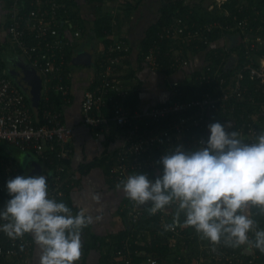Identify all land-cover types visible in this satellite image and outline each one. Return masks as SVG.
Segmentation results:
<instances>
[{
    "label": "built area",
    "instance_id": "2783aa9c",
    "mask_svg": "<svg viewBox=\"0 0 264 264\" xmlns=\"http://www.w3.org/2000/svg\"><path fill=\"white\" fill-rule=\"evenodd\" d=\"M0 1L7 6L6 44L13 52L11 56L23 58L40 74V93L44 103L48 102V94L53 93L61 97L63 103L69 104L66 54L71 49L72 39L78 38L81 32L73 31L69 21L60 17L58 11L61 6L55 0ZM214 1L220 8L228 0ZM191 15L193 11H189L185 17L175 15L169 24L160 28L158 38L182 48L199 42L195 44V49L197 45L204 46L208 55H212L195 78L204 86L198 98L131 112L125 106L131 88L122 80L120 72L123 67L122 54L130 52L128 43L122 39L114 41L104 47L95 60L94 86L82 95L81 124L90 129L96 138L109 135L112 127L124 129L116 137L115 162L110 168V178L115 185L132 174H158L160 166L157 162L160 157L178 145L185 150L203 146L211 123L227 122L231 125L228 131L238 132V138L245 143L255 142L264 129V103L253 113H247L250 107L259 105L257 97L264 94V56L253 59L252 55L264 48V17L258 26H252L251 22L255 21L249 17L233 18V24L226 26L221 23L195 24L190 20ZM65 25L68 28H64ZM226 31L238 32L236 45L244 50L246 61L238 66L235 60L236 65L228 73L225 66L230 48L215 49L211 45L215 37H223ZM160 57V46H154L144 57L145 66L175 72L188 65V60L176 53L171 56L167 69L162 68ZM178 84L174 83L173 88H177ZM173 95L180 96V93L174 92ZM28 97L11 79L0 76V145L7 144L20 152L31 153L48 165L49 197L61 202L65 189L70 186L66 163L72 155L73 127L63 122L61 112L44 109L40 116L34 114ZM237 112H241L240 125L237 124ZM142 121H146L144 126H140ZM17 175L19 173L14 165L0 158V191L8 194L6 183ZM172 206L152 215L158 217L161 229L172 223L175 214ZM150 207L137 208L133 201L127 206L132 232L118 246L111 247L107 264H160V259L154 253L146 251L153 238L160 235L158 229L154 228L153 234L149 230L140 231L136 236L132 234L143 212H150ZM3 223L6 221L0 220V225ZM182 229L184 227H176L168 231L169 238L166 240L172 252L181 247V254L175 255L177 262H181L182 257L188 261L190 253L186 241L182 240L185 236ZM193 236L197 237L198 234L194 232L187 238L191 241ZM33 249V241L27 234L21 239L10 240L0 231V264H31ZM206 252L210 255L208 259L220 264H242L239 254L225 250L223 243L213 246L207 240L200 245L199 253L192 262L199 264L206 261ZM250 257L244 264H257L255 257Z\"/></svg>",
    "mask_w": 264,
    "mask_h": 264
},
{
    "label": "clouds",
    "instance_id": "9594fccd",
    "mask_svg": "<svg viewBox=\"0 0 264 264\" xmlns=\"http://www.w3.org/2000/svg\"><path fill=\"white\" fill-rule=\"evenodd\" d=\"M230 128L227 122L211 123L203 146L185 150L178 145L160 157L158 177L132 174L116 187L136 205L150 203L151 215L175 205L165 231L192 228L213 246H248L264 254V229L251 218L252 208L264 214V131L245 143ZM6 188L10 199L0 210V220L6 221L0 231L10 240L30 234L41 250L39 264H76L82 232L93 218L83 209L74 215L65 203L50 198L44 175H17Z\"/></svg>",
    "mask_w": 264,
    "mask_h": 264
},
{
    "label": "crops",
    "instance_id": "0c3cea01",
    "mask_svg": "<svg viewBox=\"0 0 264 264\" xmlns=\"http://www.w3.org/2000/svg\"><path fill=\"white\" fill-rule=\"evenodd\" d=\"M78 13H80L82 26L79 31L81 35L78 38L72 39L71 44V60L67 62V74L69 77L68 85L70 89V103L65 104L61 102L62 120L63 122L73 127V135L71 139L72 155L67 166L68 177L70 181L69 192L65 203H69V208L72 209L73 214L83 209L86 216L93 218V223L88 226L89 232L102 241V245L98 248H92L86 254L84 264H99L100 258L108 252L109 247L115 246V243L119 239H125L126 235L130 231L129 214L127 212V206L131 201L126 197L121 189H118L113 180L107 176L105 169L109 171V160L104 164H100L90 169L89 171H82V167L93 163L96 160L100 161L113 153L115 148V141L106 145V139L104 136L96 138L90 129L84 127L81 124V101L84 91L93 88V76L95 73V60L101 55L105 40L116 41L118 39L124 40L130 46L129 55L125 61L122 58V68L120 72L135 71L133 84L139 83L138 92V104L137 110L147 109L153 106H158L164 103H171L178 98V95H173L174 92L180 93L177 88H173L174 83L181 85L184 81H190L193 75L199 74L208 59V50L191 51L188 56L184 57L188 60V65L177 70L175 72L153 70L145 63L139 64L137 61L139 43L145 36V32L152 25L157 23L160 19L163 9L170 2L182 1L183 6H189L191 8L201 6L212 10L214 7L218 8L219 13L227 17V11L219 8L214 0H108L106 7H103L100 13H106L107 17L111 20V25L108 24L111 33L107 34V38L97 37L95 34V22L97 17L92 15L91 19H85L82 17L83 12H87L88 7L84 6V0H76ZM228 2V1H226ZM239 4H246L245 0H238ZM90 7V6H89ZM198 12V11H197ZM94 13V12H93ZM95 16V17H94ZM6 6L0 1V50H3V58L13 55V52L7 47L6 44ZM264 15H260V20L256 19V23L261 21ZM233 24V20L231 21ZM226 24L231 26L232 24ZM85 26V28H84ZM67 25L64 26L66 28ZM68 28V27H67ZM75 31L76 29H74ZM67 31V29H65ZM69 34V31H68ZM237 37L231 36H219L213 39L212 48L229 47L230 49L236 45ZM81 50L92 51V64L91 65H79L73 64L72 60ZM184 48L175 46L172 55L179 53L183 55ZM236 55L232 53L227 57V61ZM140 66L142 67L139 70ZM204 89V86H203ZM41 93L37 99L28 97L30 106L35 112L38 113V103L43 102L41 99ZM181 95V94H180ZM195 98H198L195 97ZM193 98V99H195ZM189 100V99H188ZM0 151L6 158H9L16 162L22 170V175H44L49 180L50 175L47 172V167L40 162L37 158H34L32 154L25 156V152H20L14 147L2 144L0 145ZM25 154V155H24ZM28 158L21 165L22 158ZM32 162V163H31ZM97 162V163H98ZM96 163V164H97ZM19 173V172H18ZM20 175V174H19ZM98 196V200H94L93 197ZM64 199V198H63ZM68 205V204H67ZM252 218V217H251ZM264 229V228H263ZM84 231V230H83ZM86 234V232H83ZM31 237L34 249L31 259V264H39V258L41 255L40 248L35 244ZM86 241V238L81 236L82 246ZM202 243V241H201ZM203 244V243H202ZM248 246H242L243 249ZM254 254L253 247H248ZM252 254V255H253ZM250 255V256H252ZM246 256V255H245ZM83 257V251L81 247V256L76 264H80ZM164 264H179L169 260ZM185 264H196L185 261ZM199 264H219L214 260H206ZM262 264V263H261ZM264 264V263H263Z\"/></svg>",
    "mask_w": 264,
    "mask_h": 264
},
{
    "label": "trees",
    "instance_id": "16d2710c",
    "mask_svg": "<svg viewBox=\"0 0 264 264\" xmlns=\"http://www.w3.org/2000/svg\"><path fill=\"white\" fill-rule=\"evenodd\" d=\"M56 3L58 5L61 6V8L59 9L58 13L60 15V17L63 20H67L69 21V23L72 25V27H75L74 29L78 28L79 30L81 29V27L83 28L82 21H81V17L80 14L78 13V9H77V1L76 0H55ZM108 0H84L85 4L90 6L91 9L93 10L94 14L96 15L97 19L95 22V34L97 37H105L107 38V34L111 33L110 28H108V24L111 25V20H109L110 18L107 17L106 13H100L101 10L103 9V7H106V2ZM125 2L127 0H124ZM246 4H239L238 0H228V2H225L222 6L221 9H224L227 11V17L222 16L219 13L218 8H213L212 10H208V8H203L201 6H197L194 8H191L189 6H183L182 5V1H175V2H170L167 6H165V8L163 9L162 15L160 17V19L157 21V23H155L154 25H152L150 28H148V30L145 32V36L144 38L141 40V42L139 43V47H138V57H137V61L139 64H142L144 61V57L147 55L149 49L153 48L154 46H160L161 48V57H160V61L162 63V68H166L168 66V62L174 52L175 49V45L174 43L168 42V41H161L158 38V32L160 30L161 27H163L164 25H167L171 22L172 18L175 15H181V16H186L188 14L189 11H193V15L190 16V20L192 22H194L195 24H207V23H221L223 25L229 24L231 23V21L234 19L238 20V19H243V18H251V21H255V22H251L252 26H258L260 24V22L256 23V19L260 20V15H264V0H245ZM7 8V6H6ZM198 11V12H197ZM256 18V19H255ZM7 19V18H6ZM232 24V23H231ZM6 28H7V23H5V32H6ZM76 29V30H78ZM82 32V31H80ZM238 32H230V31H226L224 32L223 36H231V37H238ZM7 32H6V39L7 40ZM216 38V37H215ZM214 38V39H215ZM3 42V41H0ZM113 41L106 39L105 40V45L104 47H108L110 44H112ZM199 42L194 43V45H192L191 47L188 48H184V52H183V57H187L188 56V50L189 53H192L191 51H198V50H203L206 49V47L204 46H198V50L195 49V44H198ZM8 47V46H7ZM1 48V46H0ZM9 48V47H8ZM3 50H0V76H5L6 78L11 79L14 83L15 81L13 80V78L8 74L7 72V68L8 65L6 63V58H3ZM71 51H68L66 54V61L69 62L71 60ZM234 53L236 55V60L238 63V66L242 65L243 63H245V58H244V50L240 48L239 45H234L231 49H230V55ZM129 55V53H123V61H125L126 57ZM252 55L254 56L253 59H255L256 56H264V48L261 49L260 51L257 52H253ZM229 56V55H228ZM227 56V57H228ZM209 60L212 59V55H208ZM216 63H218V61H215ZM96 67V64H95ZM141 66L139 68V70H141ZM5 71L4 75H2V72ZM229 71H231V69H228L226 72L228 73ZM135 71H125L124 73H122V80L125 81V83L130 86L131 88V93L128 96V98L126 99L125 102V106H127L131 112L136 111L137 110V104H138V92H139V83L137 84H133V80L135 81V77H134V73ZM198 74H194L192 79H190V81H184L181 85L178 86V91L180 92V96L178 98H176L175 100L177 101H187L188 99H193L195 97H199L200 92L203 90V85L196 81V76ZM250 89H253V87H251ZM257 101L258 104L256 106V108L250 107L247 111V113H253L254 110H258L259 106L262 105L264 103V94H262L261 96L257 97ZM61 102L63 104V101L61 99V97L53 94V93H49L48 94V102L44 103V102H39L38 103V114L40 116V114L42 113V111L44 109H52L54 111H58L60 112L62 109V105ZM28 103H29V99H28ZM166 104V103H165ZM161 105V104H160ZM107 112H105L106 114ZM241 112H237L236 113V117L238 118V122L237 124L240 125L241 121H239V115ZM259 120H262V117H259ZM146 123V121H142L140 123V126H144ZM124 131L123 128H119V127H112L111 131L106 139V145H109L111 142H114L116 140V137L121 135L122 132ZM264 131V129L262 130ZM261 131V132H262ZM0 158L6 160V161H10L14 167L16 168L17 172H19L20 175H22V170L20 169V167L18 166V164L16 162H14L13 160L6 158V156H4V154L1 153L0 151ZM109 160V164H110V168L111 166L114 164L115 162V151H113L112 154H110L109 156H107L106 158L102 159L100 161V163L96 160L93 163L87 164L85 166H83L82 169V173L83 171H89L90 169L94 168L97 165L100 164H104L106 161ZM69 164V161L66 163V170H68L67 166ZM45 165V164H44ZM46 166V165H45ZM48 168H50L48 165L46 166ZM107 176H109L110 174V169L109 171H107V169H105ZM162 169L159 168V173L155 174V173H151L149 174V178L150 179H155L156 177H158L161 174ZM138 174V173H136ZM70 187V186H69ZM69 192V188H66L64 191V199L62 198L61 202L65 203V199L67 198V194ZM10 199L9 195L3 191H0V209L2 208L3 205L6 204V201ZM67 206H69V203H65ZM172 209L176 210V206L173 205ZM251 217L256 221L257 227L258 229H263L264 228V214H261L257 209L252 208L251 209ZM183 215H181L180 217V221L181 224L183 223ZM158 217L157 216H152L149 212V210H145L143 212V216L139 219L138 223L135 225V229L133 230V235L136 236V234L140 231H146L149 230L151 232V234H153L154 232V228L158 229V232L160 233V235L156 238H153V241L151 242V246H149L146 251L148 253H154L159 259H160V264H163V260L164 263H167L169 260H172L174 263H179V264H185V257H182L183 260H180L181 262H177L176 261V254H181L180 249L181 247L175 251L172 252L169 250L168 245H167V238H169V233L168 231H165L164 228L161 229L160 225L157 222ZM83 232H86V234H84ZM82 232L83 237L86 238V243H84V245L82 246V251H83V257H82V261L80 264H84L85 262V257L86 254L89 252L90 249L92 248H98V246L102 245V241H100L97 237L93 236L90 232H89V228H85L84 231ZM132 231H129L128 234L125 236L127 237L128 235L131 234ZM195 231L192 228H184L182 229V234L185 235L182 240H185V244L189 246V250L190 253L188 254L189 258H188V262H191L196 255L199 253V247L200 245L203 243H206V240H201L199 235L193 236L191 241L188 239L192 233H194ZM253 234L249 233V237L250 239L252 238ZM188 237V238H187ZM31 239V237H30ZM32 240V239H31ZM122 239H119L116 241L115 246H118L120 244V241ZM202 241V243H201ZM180 246V245H179ZM108 252L103 255L100 260H99V264H107L108 261V253H110V249L111 247L108 248ZM224 249L227 251H231V252H235L237 254H239L241 260H242V264L245 263V261H248L249 259H251L252 257L250 256H245L243 255L242 252V246L239 248H231V247H226L224 246ZM253 257H255L256 263L257 264H263L264 263V254L260 253L259 250H257L256 248L253 247ZM168 257V258H167ZM205 257L208 259L210 258V255H208V253H205ZM167 258V259H166ZM206 259V260H207ZM136 262H138V259H135ZM215 261V260H214ZM220 264V263H219ZM224 264H228V263H224Z\"/></svg>",
    "mask_w": 264,
    "mask_h": 264
},
{
    "label": "water",
    "instance_id": "95a60500",
    "mask_svg": "<svg viewBox=\"0 0 264 264\" xmlns=\"http://www.w3.org/2000/svg\"><path fill=\"white\" fill-rule=\"evenodd\" d=\"M236 58L234 56H231V58L228 60L225 70L231 69L233 65H236ZM6 63L8 66H10V72L8 73L15 83L22 88L26 94L32 98L37 99L40 94L41 90V78L40 74L35 71L33 68H31L23 58L19 56H7L6 57ZM73 64H79V65H91L92 64V51L89 50H81L76 55V57L72 60ZM25 155V154H24ZM31 154H26L25 156H30ZM32 156L36 158L33 154ZM30 156V157H32ZM24 161H27L28 158L24 157ZM29 161H27L28 163ZM32 163V162H31ZM49 172V171H47ZM50 175V172H49ZM149 204H145L143 206L136 205L137 208H146L149 207ZM243 253L246 256H250L253 254L250 248L246 247L243 249Z\"/></svg>",
    "mask_w": 264,
    "mask_h": 264
},
{
    "label": "rangeland",
    "instance_id": "374dc122",
    "mask_svg": "<svg viewBox=\"0 0 264 264\" xmlns=\"http://www.w3.org/2000/svg\"><path fill=\"white\" fill-rule=\"evenodd\" d=\"M84 6H86V7H88V10H87V12H83L82 13V17L85 19V22L87 23L88 21H87V19H91L93 16L92 15H94V13H93V10L91 9V7H89L88 5H84ZM80 14V13H79ZM95 17V16H94ZM84 28H85V26H84ZM23 163H24V160H23V158L21 159V165L23 166ZM205 261V260H204ZM203 261V262H204Z\"/></svg>",
    "mask_w": 264,
    "mask_h": 264
},
{
    "label": "flooded vegetation",
    "instance_id": "af4514ba",
    "mask_svg": "<svg viewBox=\"0 0 264 264\" xmlns=\"http://www.w3.org/2000/svg\"><path fill=\"white\" fill-rule=\"evenodd\" d=\"M7 65H8V64H7ZM10 70H11V69H10V66H8V68H7V72L9 73V72H10Z\"/></svg>",
    "mask_w": 264,
    "mask_h": 264
},
{
    "label": "bare ground",
    "instance_id": "6f19581e",
    "mask_svg": "<svg viewBox=\"0 0 264 264\" xmlns=\"http://www.w3.org/2000/svg\"><path fill=\"white\" fill-rule=\"evenodd\" d=\"M136 230V229H135Z\"/></svg>",
    "mask_w": 264,
    "mask_h": 264
}]
</instances>
